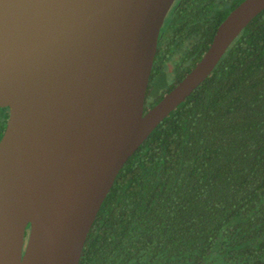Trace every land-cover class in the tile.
<instances>
[{
    "label": "water",
    "instance_id": "95a60500",
    "mask_svg": "<svg viewBox=\"0 0 264 264\" xmlns=\"http://www.w3.org/2000/svg\"><path fill=\"white\" fill-rule=\"evenodd\" d=\"M175 0H0V264H78L115 177L264 9L242 0L147 111ZM29 231L26 236V231Z\"/></svg>",
    "mask_w": 264,
    "mask_h": 264
},
{
    "label": "trees",
    "instance_id": "16d2710c",
    "mask_svg": "<svg viewBox=\"0 0 264 264\" xmlns=\"http://www.w3.org/2000/svg\"><path fill=\"white\" fill-rule=\"evenodd\" d=\"M241 1L173 2L150 79L170 62L176 78L150 104ZM8 117L0 107V138ZM78 264H264V9L126 160Z\"/></svg>",
    "mask_w": 264,
    "mask_h": 264
},
{
    "label": "rangeland",
    "instance_id": "374dc122",
    "mask_svg": "<svg viewBox=\"0 0 264 264\" xmlns=\"http://www.w3.org/2000/svg\"><path fill=\"white\" fill-rule=\"evenodd\" d=\"M172 64L171 62L167 64V74L166 71L163 70L159 74H157L154 78L150 79L149 88H148V94L147 98L149 100V103H152L158 96H160L170 85L172 82ZM147 100V99H146Z\"/></svg>",
    "mask_w": 264,
    "mask_h": 264
},
{
    "label": "flooded vegetation",
    "instance_id": "af4514ba",
    "mask_svg": "<svg viewBox=\"0 0 264 264\" xmlns=\"http://www.w3.org/2000/svg\"><path fill=\"white\" fill-rule=\"evenodd\" d=\"M171 8V7H170ZM170 10V9H169ZM166 18V17H165ZM164 23V22H163ZM173 68V67H172ZM172 71H173V69H172ZM151 76V75H150ZM174 78H176V76H175V72L173 71V75H172V80H174ZM150 81V80H149ZM149 86V85H148ZM147 92H148V90H147ZM148 94V93H147ZM147 94H146V99L147 100H145V111H147L150 107H152L155 103H153V104H150L149 103V100H148V98H147Z\"/></svg>",
    "mask_w": 264,
    "mask_h": 264
}]
</instances>
